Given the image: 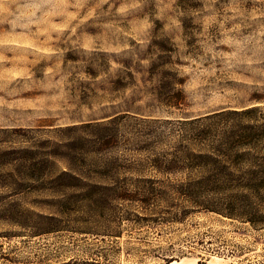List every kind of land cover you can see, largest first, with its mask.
I'll return each instance as SVG.
<instances>
[{
	"label": "rangeland",
	"instance_id": "1",
	"mask_svg": "<svg viewBox=\"0 0 264 264\" xmlns=\"http://www.w3.org/2000/svg\"><path fill=\"white\" fill-rule=\"evenodd\" d=\"M253 91L264 93V0H17L0 14V150L90 134L64 126L128 101L172 131L175 120ZM137 128L130 120L127 130ZM1 173L4 189L46 182ZM85 212L64 218L68 231L34 237L0 217V264H264V229L213 214L176 220L167 204L129 200ZM77 224L109 235L78 234Z\"/></svg>",
	"mask_w": 264,
	"mask_h": 264
},
{
	"label": "trees",
	"instance_id": "2",
	"mask_svg": "<svg viewBox=\"0 0 264 264\" xmlns=\"http://www.w3.org/2000/svg\"><path fill=\"white\" fill-rule=\"evenodd\" d=\"M133 103L124 102L100 120L64 126L91 129L90 134L47 140L44 146L0 150L2 177L13 179L16 171L23 180L46 181L0 188V217L34 237L68 231L70 219L64 218L84 215L90 203L129 200L167 204L175 208L176 220L209 213L254 230L264 229V93L235 95L198 116L175 120L172 131L158 130L154 123L159 119L139 113ZM85 105L90 109L91 105ZM168 105L177 107L178 102ZM130 120L142 128L127 130ZM129 153L139 156L132 161ZM56 163L61 167L54 174ZM26 198L39 208L48 201L55 210L43 214L20 209L18 201ZM7 200L11 205L5 207ZM18 217L24 222H18ZM77 225L73 231L78 234L109 235ZM160 259L168 264L175 258Z\"/></svg>",
	"mask_w": 264,
	"mask_h": 264
},
{
	"label": "clouds",
	"instance_id": "3",
	"mask_svg": "<svg viewBox=\"0 0 264 264\" xmlns=\"http://www.w3.org/2000/svg\"><path fill=\"white\" fill-rule=\"evenodd\" d=\"M17 3V0H0V14H3V11L6 7L10 6V5H14ZM21 13L19 12V9H17L16 12L11 11V9L9 8L8 10V15L11 16H18Z\"/></svg>",
	"mask_w": 264,
	"mask_h": 264
}]
</instances>
